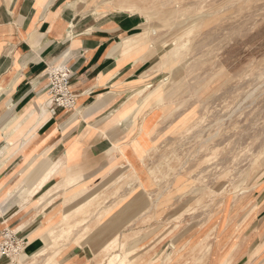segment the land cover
Wrapping results in <instances>:
<instances>
[{"label": "rangeland", "instance_id": "obj_1", "mask_svg": "<svg viewBox=\"0 0 264 264\" xmlns=\"http://www.w3.org/2000/svg\"><path fill=\"white\" fill-rule=\"evenodd\" d=\"M104 2L144 19L153 66L133 115L157 120L125 139L138 166L115 143L129 164L102 169L108 152L82 182L69 168L56 214L29 237L0 232L24 241L0 264H62L68 250L83 264H264V0Z\"/></svg>", "mask_w": 264, "mask_h": 264}, {"label": "crops", "instance_id": "obj_2", "mask_svg": "<svg viewBox=\"0 0 264 264\" xmlns=\"http://www.w3.org/2000/svg\"><path fill=\"white\" fill-rule=\"evenodd\" d=\"M104 5V0H0V232L11 227L29 237L41 216L56 214L47 203L70 197L65 194L72 187L56 190L69 168L82 182L100 170L108 152L102 169L113 160L129 164L112 151L114 144L127 149L136 120L147 140L157 120L147 108L133 115L143 102L135 96L146 91L153 66L144 19ZM59 60L73 71L77 98L74 108L59 107L53 114L47 73ZM126 153L138 166L133 151ZM43 160L48 166L40 168ZM30 214L40 217L37 224ZM73 252H66L62 264H83Z\"/></svg>", "mask_w": 264, "mask_h": 264}, {"label": "built area", "instance_id": "obj_3", "mask_svg": "<svg viewBox=\"0 0 264 264\" xmlns=\"http://www.w3.org/2000/svg\"><path fill=\"white\" fill-rule=\"evenodd\" d=\"M47 76L49 84L47 86V94L49 96L50 111L55 114L56 108L62 107L72 109L76 104L77 95L71 90V80L73 71L66 63H61L48 68ZM3 241L0 242V256L9 257L13 252H17L21 240L16 233L6 230Z\"/></svg>", "mask_w": 264, "mask_h": 264}, {"label": "bare ground", "instance_id": "obj_4", "mask_svg": "<svg viewBox=\"0 0 264 264\" xmlns=\"http://www.w3.org/2000/svg\"><path fill=\"white\" fill-rule=\"evenodd\" d=\"M109 1H112V0H109ZM73 36V35H72ZM53 164V163H52ZM58 171V170H57ZM54 172V171H53ZM51 173H52V171H50L44 178H43V180H42V182H41V185L40 186H38L36 189H34L32 192H31V194L33 195L34 193H36L39 189H40V187L43 185V182H45L49 177H50V175H51ZM66 180H67V177L65 178V181H64V183L62 184V185H58L57 187H56V190H58L61 186H63V185H65V183H66ZM49 182V181H48ZM39 183V182H38ZM3 211V210H2ZM15 254V253H14ZM23 256H26V253H24L23 254ZM6 258V257H5ZM115 256L113 257V258H111V260L108 262V264H115L114 262H115ZM119 264H128L127 263V261L125 260V259H120V261H119Z\"/></svg>", "mask_w": 264, "mask_h": 264}]
</instances>
